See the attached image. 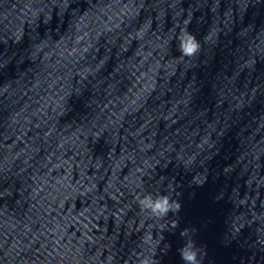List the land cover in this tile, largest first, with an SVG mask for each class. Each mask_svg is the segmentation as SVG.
Masks as SVG:
<instances>
[{
	"label": "clouds",
	"instance_id": "9594fccd",
	"mask_svg": "<svg viewBox=\"0 0 264 264\" xmlns=\"http://www.w3.org/2000/svg\"><path fill=\"white\" fill-rule=\"evenodd\" d=\"M178 39L179 51L183 57H193L200 51L201 44L192 33L185 30ZM192 184L196 187H203L204 181L193 176ZM191 196L194 197L195 193H192ZM136 204L141 211L148 213L150 218L164 222L160 232L156 234L159 237L158 239H156L154 235H149L143 241V243L149 247L155 246V248L159 250L160 245L165 241L164 233L166 231L174 233V230L179 227L180 221L178 219L166 221V218L170 213L178 216L182 210V203L180 200L174 199L168 191L166 194L157 193L156 195L152 193L143 194L141 192H136ZM191 231L195 232L197 229L193 228ZM189 232L190 229L186 227L180 231V236L189 237ZM165 246L167 249H171L170 243ZM177 252L183 264H201V252L193 239L188 238L185 243L177 249ZM158 257H160L158 252H154L150 257H138L139 264H158V262L161 264V260Z\"/></svg>",
	"mask_w": 264,
	"mask_h": 264
}]
</instances>
